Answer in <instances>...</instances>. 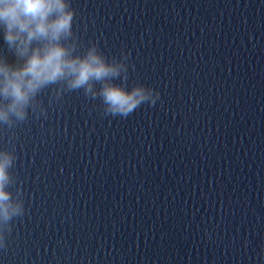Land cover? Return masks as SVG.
I'll return each mask as SVG.
<instances>
[{
  "label": "water",
  "instance_id": "water-1",
  "mask_svg": "<svg viewBox=\"0 0 264 264\" xmlns=\"http://www.w3.org/2000/svg\"><path fill=\"white\" fill-rule=\"evenodd\" d=\"M69 2L79 51L130 53L159 99L112 116L53 85L0 124L24 206L0 264H264V0Z\"/></svg>",
  "mask_w": 264,
  "mask_h": 264
},
{
  "label": "clouds",
  "instance_id": "clouds-1",
  "mask_svg": "<svg viewBox=\"0 0 264 264\" xmlns=\"http://www.w3.org/2000/svg\"><path fill=\"white\" fill-rule=\"evenodd\" d=\"M74 15L69 0H0V30L15 57L9 62L7 56L0 55V124L11 128L25 121L29 109L39 107L37 96L53 85H59L57 97L82 89L86 97L99 98L106 115L127 117L142 104H156L159 92L154 89L142 84L127 87L130 53L109 59L95 43L79 51ZM0 156L2 247L3 230H11L10 222L23 215L24 206L7 190L14 157L6 152Z\"/></svg>",
  "mask_w": 264,
  "mask_h": 264
}]
</instances>
